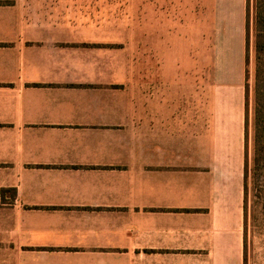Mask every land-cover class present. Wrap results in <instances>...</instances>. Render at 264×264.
Here are the masks:
<instances>
[{
  "label": "crops",
  "instance_id": "obj_1",
  "mask_svg": "<svg viewBox=\"0 0 264 264\" xmlns=\"http://www.w3.org/2000/svg\"><path fill=\"white\" fill-rule=\"evenodd\" d=\"M215 1L241 91L246 0ZM76 16L0 0V264H245L244 114L215 106L206 132L204 106L127 90Z\"/></svg>",
  "mask_w": 264,
  "mask_h": 264
},
{
  "label": "rangeland",
  "instance_id": "obj_2",
  "mask_svg": "<svg viewBox=\"0 0 264 264\" xmlns=\"http://www.w3.org/2000/svg\"><path fill=\"white\" fill-rule=\"evenodd\" d=\"M67 1L78 23L107 28L102 35L108 44L102 46L119 57L123 54V86L127 90L131 91L137 80L146 91L168 89L173 104L204 106L206 132L215 106H230L243 117L244 82L237 91L227 87L236 83L234 79L224 78L226 72L232 75L235 70L234 34L219 30L215 0ZM250 17L249 13V21ZM249 32L251 82L253 22ZM245 264H264V222L254 199L249 203Z\"/></svg>",
  "mask_w": 264,
  "mask_h": 264
},
{
  "label": "trees",
  "instance_id": "obj_3",
  "mask_svg": "<svg viewBox=\"0 0 264 264\" xmlns=\"http://www.w3.org/2000/svg\"><path fill=\"white\" fill-rule=\"evenodd\" d=\"M249 2L246 0V51L244 83V162L243 215L246 249L249 224V203L256 200L264 222V0H253V79L249 76L250 21Z\"/></svg>",
  "mask_w": 264,
  "mask_h": 264
}]
</instances>
